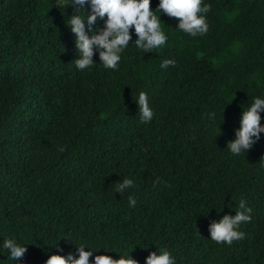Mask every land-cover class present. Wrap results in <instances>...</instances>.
<instances>
[{
    "label": "trees",
    "instance_id": "obj_1",
    "mask_svg": "<svg viewBox=\"0 0 264 264\" xmlns=\"http://www.w3.org/2000/svg\"><path fill=\"white\" fill-rule=\"evenodd\" d=\"M205 2L206 34L162 14L169 40L159 50L130 44L118 69L97 52L81 70L66 0H0V242L27 243L26 264L84 241L133 247L140 264L160 246L177 264H264V132L246 152L227 148L243 108L264 93V0ZM165 57L177 63L161 68ZM125 176L135 185L121 194ZM241 198L252 208L246 236L212 240L210 223ZM0 251V264H16Z\"/></svg>",
    "mask_w": 264,
    "mask_h": 264
},
{
    "label": "clouds",
    "instance_id": "obj_2",
    "mask_svg": "<svg viewBox=\"0 0 264 264\" xmlns=\"http://www.w3.org/2000/svg\"><path fill=\"white\" fill-rule=\"evenodd\" d=\"M68 6L73 10L68 15L66 24L74 33L78 50L75 63L81 70L90 69L97 63L94 59L97 52L99 62L104 67L118 69L130 44L134 43L135 47L144 53L159 50L169 40L162 14L180 18L175 28L191 36L206 34L209 30L207 14L212 8V4L206 3L205 0H159L155 7L152 6V0H66V8ZM98 18L103 20V26L97 24ZM176 63L174 57H165L160 67L167 68ZM136 101L140 119L144 122L151 121L155 109L150 105L147 91L141 90ZM262 112L264 93L255 95L251 104L243 108L240 126L235 129V137L227 142V148L233 154L246 152L260 139L261 133L264 132V123H261ZM208 115L215 119L216 112L212 111ZM134 185V178L125 176L116 182L115 190L123 194ZM128 203L133 207L137 204L135 194L128 195ZM235 209L234 215L229 212L210 223L212 240L231 245L234 240H241L246 236L241 230V224L252 219V208L245 198H241L239 207ZM0 243L2 248L7 250V259L10 258L16 264H26L20 258L27 251V243L19 242L15 236H7ZM75 245L76 249L66 254L62 250L51 252L44 264H140V261L131 255L133 247L130 251H118L104 244L93 246L87 241ZM53 247L60 246L57 244ZM100 249L104 251L101 252ZM113 250L119 253L118 258L109 254ZM145 264H177V257L167 246H160L146 256Z\"/></svg>",
    "mask_w": 264,
    "mask_h": 264
}]
</instances>
